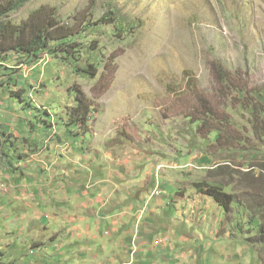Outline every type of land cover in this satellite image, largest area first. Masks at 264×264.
<instances>
[{"label":"rangeland","instance_id":"1","mask_svg":"<svg viewBox=\"0 0 264 264\" xmlns=\"http://www.w3.org/2000/svg\"><path fill=\"white\" fill-rule=\"evenodd\" d=\"M40 8L79 31L69 45L74 59L54 42L36 59L6 54L0 97L22 94L18 112L11 111L18 123H42L48 129L40 137L52 142L58 128L66 130L85 161L137 178L138 187L154 182L150 198L157 189L187 204L200 199L194 222L203 236L239 252L221 262L264 264V243L254 242L264 210H250L253 192L242 177L254 164L264 167V102L257 97L264 93V0H28L8 19L20 25ZM89 65L96 77L83 73ZM75 85L92 103L87 132L65 125ZM209 109L214 121L205 116ZM5 140L11 147L0 136L3 177L18 169V141ZM226 165L232 174L215 173ZM205 181L226 183L234 195L227 219L198 194L194 185Z\"/></svg>","mask_w":264,"mask_h":264},{"label":"crops","instance_id":"2","mask_svg":"<svg viewBox=\"0 0 264 264\" xmlns=\"http://www.w3.org/2000/svg\"><path fill=\"white\" fill-rule=\"evenodd\" d=\"M13 110L18 99L0 97L1 143L18 141V169L6 177L0 169V264H223L230 255L239 258L229 243L217 245L195 224L200 199L187 204L188 198L166 191L150 198L154 182L151 190V184L138 187L137 178L112 176L85 161L66 130L58 128L52 142L40 137L46 126L18 123Z\"/></svg>","mask_w":264,"mask_h":264},{"label":"trees","instance_id":"3","mask_svg":"<svg viewBox=\"0 0 264 264\" xmlns=\"http://www.w3.org/2000/svg\"><path fill=\"white\" fill-rule=\"evenodd\" d=\"M27 1L28 0H2L0 4V61H4L6 54L11 51L31 59H36L40 52L49 49L52 42L56 43L58 48L68 46V48L60 49L58 52L74 59V56H72L73 52L70 51L74 50V47L73 45H69L73 44L72 38L77 35L79 31L75 33L72 26L61 23L57 15L52 14L50 17L49 14L45 13V8L37 9L26 22L20 25L10 22L8 19L10 14L23 7ZM44 15L45 17L43 18ZM83 73L91 77H96L97 69L93 65H89L87 69H83ZM73 92L75 93L76 106L71 110L65 125L70 133L76 132V129H82L84 132H87L92 109L91 100L78 85L74 86ZM257 97L260 103L264 102L263 92L258 93ZM16 98L23 101L21 93H18ZM204 100V106H206L208 101L207 99ZM204 113L210 120L215 119V116H217L212 109ZM258 126L264 131V124H259ZM201 127H203V125ZM218 131L220 132V130ZM251 168L252 170L243 173L242 177L246 182V189L253 192L251 196L252 202H250L249 206L250 210L252 212L261 211L264 210V167L261 168V165L254 164ZM227 169L231 174V170H235L227 165L218 166L215 169V173H222ZM257 169L260 170V172H257ZM194 187L198 194L212 198L224 209L227 219L230 207L234 203V195L225 192V189L228 187L226 183L219 181L209 183L205 181L196 183ZM262 218H264V213L262 214ZM254 238L256 239V241H254L255 243H264V223L260 225L259 231Z\"/></svg>","mask_w":264,"mask_h":264},{"label":"built area","instance_id":"4","mask_svg":"<svg viewBox=\"0 0 264 264\" xmlns=\"http://www.w3.org/2000/svg\"><path fill=\"white\" fill-rule=\"evenodd\" d=\"M156 194L159 195V192L157 191V189H156L155 192H154V196H155ZM148 201H149V199H148Z\"/></svg>","mask_w":264,"mask_h":264}]
</instances>
